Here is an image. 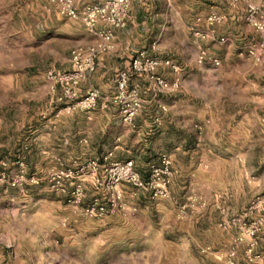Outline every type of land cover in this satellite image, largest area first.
I'll use <instances>...</instances> for the list:
<instances>
[{
  "label": "rangeland",
  "instance_id": "obj_1",
  "mask_svg": "<svg viewBox=\"0 0 264 264\" xmlns=\"http://www.w3.org/2000/svg\"><path fill=\"white\" fill-rule=\"evenodd\" d=\"M129 12L142 40L128 44L125 38L121 49L166 55L184 67L174 61L183 81L169 94L155 96L143 77H130L144 84L147 96L134 126L121 124L120 151L153 147L150 163L170 156V141L154 139L166 129L168 110L161 126L152 122L159 101L196 98L202 118L180 117L182 126L173 130L185 138L174 150L180 172L169 197L134 195L122 184L125 210L97 218L50 186L51 168L81 161L60 155L50 163L36 154L37 139L54 129V118L81 112L55 102L45 71L69 69L70 50L84 47L91 32L47 0H0V264H264V53L260 59L247 53L257 35L245 20V3L131 0ZM210 12L223 15L212 28L205 23ZM194 29L206 37H196ZM200 50L210 57L202 64L192 59ZM191 87L201 93L192 96ZM112 90L113 82L102 87L105 95ZM138 124L151 129L147 146L136 136ZM65 137L59 134L61 143ZM109 148L114 160L127 159ZM92 196L88 185L83 205Z\"/></svg>",
  "mask_w": 264,
  "mask_h": 264
},
{
  "label": "built area",
  "instance_id": "obj_2",
  "mask_svg": "<svg viewBox=\"0 0 264 264\" xmlns=\"http://www.w3.org/2000/svg\"><path fill=\"white\" fill-rule=\"evenodd\" d=\"M54 5L56 12L65 18L79 20L91 33L97 34L99 40L85 47L70 50L71 67L67 70L47 69L45 79L55 102L64 104L67 111L90 112L97 107L102 109L115 107L122 123L134 126L135 118L141 112L144 101L137 84L131 83V76H141L148 83L155 96L169 94L179 90L183 81L180 65L166 55H151L147 50H135L127 68L118 69L113 76V90L105 95L93 85H84L99 65V56L113 49L114 28H125L130 18L131 0H101L90 2L83 0L78 5L76 0H47ZM245 3V20L257 35L256 41L248 49V55L260 59L264 53V3L254 0H241ZM223 20V15L210 12L205 23L212 28ZM194 35L205 38L199 29ZM153 48V46H152ZM210 59L205 50L196 55L198 64ZM218 63L217 58H212ZM163 68L173 72L168 79ZM167 111L165 103L157 102V111L152 122L161 126L162 114ZM176 171L172 159L161 154L157 162L149 165L148 173L142 176L132 159L114 160L113 152L105 150L98 156L71 165H60L50 169L49 182L52 189L67 196L70 206L78 209L87 217H105L125 210L120 186L127 184L132 193L145 192L151 199H163L170 195L169 187ZM93 192L91 200L83 205L87 186ZM191 203L198 199L192 197ZM182 206L181 213H184Z\"/></svg>",
  "mask_w": 264,
  "mask_h": 264
},
{
  "label": "crops",
  "instance_id": "obj_3",
  "mask_svg": "<svg viewBox=\"0 0 264 264\" xmlns=\"http://www.w3.org/2000/svg\"><path fill=\"white\" fill-rule=\"evenodd\" d=\"M99 1L101 0H97V2ZM135 26L136 23L133 20V16L130 14V18L125 28L112 29L114 34L112 38L114 45L113 49L108 53L99 56V65L97 66L95 72L90 75L89 80L84 83V85L90 84L98 87L102 91L103 86H110L112 84V80L110 79L118 69L127 68L129 66L131 57L130 52L133 50V48L130 47L129 50V47H126V50L124 51L121 49L120 44L124 42L123 39L125 38L128 44L131 42L130 38L133 39V43H139L142 40V34L137 31ZM98 40L99 36L97 34L89 33L87 39L84 42V47ZM187 58V55H181L179 60L186 65V62L190 63ZM193 58L194 62L196 63L195 56L192 57V59ZM176 62L179 63L178 61ZM179 64L183 66L181 63ZM163 73L167 78H173V73L169 69L163 68ZM132 84H137L139 86L143 97L147 96L144 95L147 88L145 89L143 83L139 84L135 83L134 81ZM188 91L192 94V96L195 97L199 95L197 93H201V91H198L196 87H191L188 89ZM204 101L206 100L204 99ZM166 106L168 110L164 115V124L166 129H163L161 133L155 135L154 139L165 136L166 139L170 141L169 144L173 146L172 149L167 148L172 159L173 167L176 171L171 184L172 189V186H174L177 179V172H180L174 150H180L181 145L178 144V141H181V138H185L177 135L175 133L176 131L173 130H176V127L182 126L179 122L180 117L186 116L192 121H198V118H202L200 117V107L202 106V103L201 100L196 98L188 99V101L178 99L173 101L171 100ZM118 117L119 115L115 107L102 109L100 106L90 112H74L70 116L56 117L54 118V129H52L45 136L40 135V137H38L37 140L39 143L37 145L38 150L36 154H40L41 158L44 156L50 157V163H54L53 159L55 157H59L60 155L66 159L73 158L76 161H83L87 158L97 155V152L102 154V149L103 152L107 149L111 150V148H109L110 146L115 148L114 153L117 158H134L133 161L135 162L137 169L142 176H146L149 165L153 163H150V161H153L151 156H154L152 152H154L156 155L157 150L149 146L146 147V149H142L140 151L131 149H128L127 152H125L126 150L120 151V149L123 148L122 144L125 141L124 139L126 136L123 134L121 125L122 122L119 120L120 118L118 119ZM136 119L137 117L135 118V122ZM116 121H118V128L116 126L112 128L111 123L117 124ZM80 123L81 125H78ZM137 127H139V130H136V136H141L139 139L142 140V144H144V146H147L146 142L148 141L149 144L150 136H148V134H150L151 129L143 128V126L140 124H138ZM195 127L199 128L198 126ZM62 128H65L64 133H62ZM60 133L65 134L66 136L63 143L60 142ZM83 136L84 138H82ZM139 158H142L146 162L139 160Z\"/></svg>",
  "mask_w": 264,
  "mask_h": 264
}]
</instances>
